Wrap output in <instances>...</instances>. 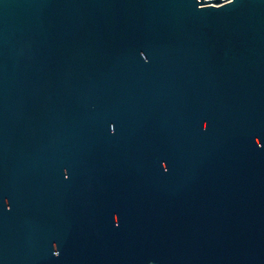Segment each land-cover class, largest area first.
Listing matches in <instances>:
<instances>
[{"label":"water","instance_id":"water-1","mask_svg":"<svg viewBox=\"0 0 264 264\" xmlns=\"http://www.w3.org/2000/svg\"><path fill=\"white\" fill-rule=\"evenodd\" d=\"M222 1L0 0V264H264V0Z\"/></svg>","mask_w":264,"mask_h":264},{"label":"built area","instance_id":"built-area-1","mask_svg":"<svg viewBox=\"0 0 264 264\" xmlns=\"http://www.w3.org/2000/svg\"><path fill=\"white\" fill-rule=\"evenodd\" d=\"M198 1H200V0H198ZM204 1V0H203ZM228 1H230V0H224V1H222V2H228ZM210 3V5H213V3L212 2H209Z\"/></svg>","mask_w":264,"mask_h":264}]
</instances>
